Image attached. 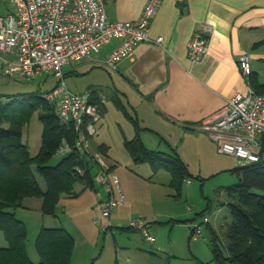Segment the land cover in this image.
I'll return each mask as SVG.
<instances>
[{
    "label": "rangeland",
    "instance_id": "374dc122",
    "mask_svg": "<svg viewBox=\"0 0 264 264\" xmlns=\"http://www.w3.org/2000/svg\"><path fill=\"white\" fill-rule=\"evenodd\" d=\"M70 67L73 72H69ZM65 71L68 72L64 81L70 91L82 92L89 87L99 89L104 108L98 107L102 118L94 123L97 131L90 137L89 149L94 153L96 145H109L108 154L102 156L110 169L115 165L113 171L127 202L113 207L111 217L102 214L98 191L105 197L107 190L98 181L97 165L92 168L95 188H84L83 184L76 183L78 194L62 195L56 215L42 213L40 198H25L24 206L16 209V215L28 227L26 245L30 258L34 262L39 261L35 240L41 227L63 226L76 242L72 264H218L213 260L211 228L221 235L223 225L232 220L230 209L225 204L230 197L220 188L238 181V175L229 169L240 164L233 165L234 157L226 153L206 156L188 149V162L184 161L191 175L183 181L178 193L170 186L169 171L160 169L155 172L148 162L135 163L127 152L124 140L132 138L136 128L117 100L120 98L131 115L137 114L128 107L127 99L119 94L114 85L116 73L100 65L86 66L83 59L66 65ZM20 76L18 79L9 78V86H0L1 97L6 99L10 95L21 96L38 90L46 92L59 82L54 74L44 73L33 80L22 74ZM139 121L143 125L141 119ZM42 127L38 112L24 126L22 141L29 145L32 155L39 151ZM148 134L153 136V133ZM177 142V137L168 135L161 147L144 144L153 150L171 152V147H176L168 144ZM64 155L56 154L51 163L58 162ZM36 177L45 189L42 176L36 173ZM110 180L113 181V178ZM115 212L119 213V218L112 217ZM132 221L148 227L156 240H148L137 228L127 229ZM196 225L201 226V232L192 234ZM3 235L0 230V236ZM218 242L222 246L225 237L221 235Z\"/></svg>",
    "mask_w": 264,
    "mask_h": 264
},
{
    "label": "crops",
    "instance_id": "0c3cea01",
    "mask_svg": "<svg viewBox=\"0 0 264 264\" xmlns=\"http://www.w3.org/2000/svg\"><path fill=\"white\" fill-rule=\"evenodd\" d=\"M146 2L105 0L110 18L123 21L138 19ZM14 11L12 0H0V15ZM199 30L205 32L209 44L201 59L193 62L188 45ZM149 34L151 40L139 42L134 56L123 59L113 70L116 73L113 83L119 94L143 122L140 123L143 142L148 147L154 144L161 147L168 135L175 136L178 142L168 145L175 146L186 162L188 149L219 156L222 153L218 151L217 141L201 126L215 120L235 92H245L251 87L249 77L243 76L239 67L241 53L250 54L253 72L264 83V0H160ZM159 36L162 39L157 42ZM116 42L112 40L99 52L83 59L86 66H104L103 60ZM6 57L16 60L15 54ZM71 68L69 72L74 71ZM5 69L6 63L0 56V86H9V78L21 77L19 71L7 74ZM93 88L89 87L101 97L99 89ZM101 118L100 115L98 121ZM229 155L234 157L233 165L246 163ZM119 216L115 212L112 217ZM7 244L5 235L0 236V246Z\"/></svg>",
    "mask_w": 264,
    "mask_h": 264
},
{
    "label": "trees",
    "instance_id": "16d2710c",
    "mask_svg": "<svg viewBox=\"0 0 264 264\" xmlns=\"http://www.w3.org/2000/svg\"><path fill=\"white\" fill-rule=\"evenodd\" d=\"M249 83L257 93L264 94V83L259 81L256 72L250 74ZM44 93L38 90L21 96L10 95L5 100L0 96V230L8 242L6 246H0V264H72L76 242L63 226L40 228L35 240L39 261L34 262L26 245L27 224L17 217L16 209L24 206L25 198L38 197L42 213L53 216L62 195L78 194L76 183L83 184L84 188H95L92 168L96 162L91 151L73 149L58 162L51 163L61 144L65 141L75 143L77 132L72 122L62 121L57 103L48 100ZM91 103L104 108L101 97L94 92ZM117 104L136 128L135 135L124 140L132 160L148 162L155 172L169 171L170 186L180 193L183 181L191 175L188 164L174 147L171 152L148 148L140 136L138 116L131 115L119 99ZM35 112H38L43 127L39 151L32 155L29 145L22 141V135L24 126ZM93 149L107 155L109 145L100 143ZM229 171L238 175V181L222 186L220 190L230 197L225 204L232 220L223 225V247L218 242L220 233L211 228L213 260L218 264H264V156ZM36 173L44 179L45 189ZM194 232L195 229L192 234Z\"/></svg>",
    "mask_w": 264,
    "mask_h": 264
},
{
    "label": "built area",
    "instance_id": "2783aa9c",
    "mask_svg": "<svg viewBox=\"0 0 264 264\" xmlns=\"http://www.w3.org/2000/svg\"><path fill=\"white\" fill-rule=\"evenodd\" d=\"M12 2L15 11L0 15V56L6 63L5 72L19 71L31 80L44 73L59 78L58 84L44 95L57 103L62 121L73 123L77 138L74 144L67 141L61 144L56 154H66L73 149L90 151L94 123L100 118L98 105L91 103V89L72 92L67 88L65 67L90 57L116 40L103 60L106 68L115 70L120 61L134 56L139 42L151 40L149 27L160 0H147L141 16L133 21L112 20L105 0ZM161 39L159 36L156 41ZM208 44L209 38L204 31L195 32L188 45L191 61L200 60ZM6 54H15L16 60H9ZM238 63L243 76L249 77L253 71L250 54L241 53ZM201 127L217 141L219 152L233 154L248 162L258 160L264 152V94L257 93L252 87L245 92H235L227 100L223 112ZM92 156L98 166V181L107 190L105 197L98 191L99 205L102 214L110 217L113 207L125 204L127 198L102 154L94 152ZM131 226L140 230L148 240H156L144 224L132 221ZM194 229L199 234L202 228L196 225Z\"/></svg>",
    "mask_w": 264,
    "mask_h": 264
}]
</instances>
